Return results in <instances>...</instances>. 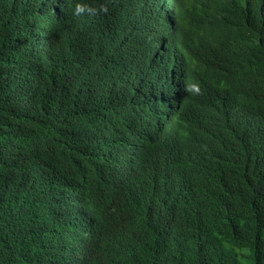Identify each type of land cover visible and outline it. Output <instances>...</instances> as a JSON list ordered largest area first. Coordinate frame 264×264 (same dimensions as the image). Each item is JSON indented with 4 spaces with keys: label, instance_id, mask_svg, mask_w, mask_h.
Masks as SVG:
<instances>
[{
    "label": "trees",
    "instance_id": "1",
    "mask_svg": "<svg viewBox=\"0 0 264 264\" xmlns=\"http://www.w3.org/2000/svg\"><path fill=\"white\" fill-rule=\"evenodd\" d=\"M0 264H264V0H0Z\"/></svg>",
    "mask_w": 264,
    "mask_h": 264
},
{
    "label": "clouds",
    "instance_id": "2",
    "mask_svg": "<svg viewBox=\"0 0 264 264\" xmlns=\"http://www.w3.org/2000/svg\"><path fill=\"white\" fill-rule=\"evenodd\" d=\"M105 12H107L106 7H93L91 5L77 3L73 10V15L76 17H81L84 15L97 16ZM190 90H192L196 94H199V88L195 85H192Z\"/></svg>",
    "mask_w": 264,
    "mask_h": 264
}]
</instances>
